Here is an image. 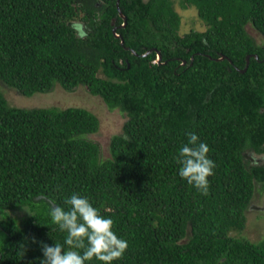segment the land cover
<instances>
[{
    "label": "trees",
    "instance_id": "obj_1",
    "mask_svg": "<svg viewBox=\"0 0 264 264\" xmlns=\"http://www.w3.org/2000/svg\"><path fill=\"white\" fill-rule=\"evenodd\" d=\"M174 5L204 30L180 34ZM246 26L264 39V0H0V86L23 98L84 87L124 117L101 158L90 112L0 93V264H41V242L67 250L50 212L72 194L128 242L113 264H264V239L236 237L264 181L251 157L264 153V43ZM189 132L216 165L207 195L178 174Z\"/></svg>",
    "mask_w": 264,
    "mask_h": 264
},
{
    "label": "clouds",
    "instance_id": "obj_2",
    "mask_svg": "<svg viewBox=\"0 0 264 264\" xmlns=\"http://www.w3.org/2000/svg\"><path fill=\"white\" fill-rule=\"evenodd\" d=\"M72 29L82 39L87 36L84 25L78 21L72 23ZM187 135L188 143L181 146L176 157L180 165L178 174L189 185L207 195L209 177L215 174L216 165L209 158L208 145L201 142L195 133ZM65 203L70 206L68 210L52 206L50 216L60 231L67 234V250L58 243L49 246L41 242L44 256L41 264H86L93 259L102 264H113L124 257L128 242L113 231L112 219L105 218L86 197L78 194H72Z\"/></svg>",
    "mask_w": 264,
    "mask_h": 264
},
{
    "label": "rangeland",
    "instance_id": "obj_3",
    "mask_svg": "<svg viewBox=\"0 0 264 264\" xmlns=\"http://www.w3.org/2000/svg\"><path fill=\"white\" fill-rule=\"evenodd\" d=\"M174 10L179 16V33H187L189 30L202 32L204 30L203 23L198 19L194 9H181L178 5H174ZM246 34L260 45L264 43V39L260 37L249 26L245 27ZM99 76V75H98ZM0 93L3 95L7 103L13 107L23 108H57L65 109L68 107H79L93 114L99 121L98 130L88 136V139L98 146L101 158L108 157V142L110 138L120 133L124 117L117 110H108L102 101L96 97L89 95L84 87H78L71 92H66L59 87H54L52 92L38 94L35 93L31 97H21L12 89L0 86ZM251 157L258 165L264 166V153L251 154ZM28 214L26 209L14 210L10 212V217L21 218ZM244 229L237 234L236 237L246 239L252 243L264 239V181L262 183H254V190L250 205L245 212ZM232 235H234L232 233Z\"/></svg>",
    "mask_w": 264,
    "mask_h": 264
},
{
    "label": "water",
    "instance_id": "obj_4",
    "mask_svg": "<svg viewBox=\"0 0 264 264\" xmlns=\"http://www.w3.org/2000/svg\"><path fill=\"white\" fill-rule=\"evenodd\" d=\"M119 16H120V14H119ZM157 59H158V56H157ZM220 59H222V57ZM220 59H218V60H220ZM246 62H247V58H246ZM243 71H244V69L241 72H243Z\"/></svg>",
    "mask_w": 264,
    "mask_h": 264
}]
</instances>
